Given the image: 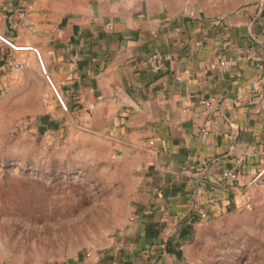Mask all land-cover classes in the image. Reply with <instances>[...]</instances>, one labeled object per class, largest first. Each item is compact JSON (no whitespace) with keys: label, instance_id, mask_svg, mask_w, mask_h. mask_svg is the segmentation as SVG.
Instances as JSON below:
<instances>
[{"label":"crops","instance_id":"obj_1","mask_svg":"<svg viewBox=\"0 0 264 264\" xmlns=\"http://www.w3.org/2000/svg\"><path fill=\"white\" fill-rule=\"evenodd\" d=\"M0 112L38 114L123 203L60 264H188L200 227L264 197V0H0Z\"/></svg>","mask_w":264,"mask_h":264},{"label":"rangeland","instance_id":"obj_2","mask_svg":"<svg viewBox=\"0 0 264 264\" xmlns=\"http://www.w3.org/2000/svg\"><path fill=\"white\" fill-rule=\"evenodd\" d=\"M37 115L0 112V264L66 262L125 212L87 151L62 159L42 142ZM190 249L188 264H264V197L200 227Z\"/></svg>","mask_w":264,"mask_h":264},{"label":"built area","instance_id":"obj_3","mask_svg":"<svg viewBox=\"0 0 264 264\" xmlns=\"http://www.w3.org/2000/svg\"><path fill=\"white\" fill-rule=\"evenodd\" d=\"M186 12L190 15L192 14V11H190V10H186ZM19 15L21 18H23L24 20L27 21V18H28V12L27 11H23ZM28 26L30 29L33 30L34 27L31 26V24H28ZM248 56L253 57L254 56L253 52H250L248 54ZM172 59H173V57L170 54L164 53V52L159 51V50L155 51L151 55L150 60H149L151 71L153 73H156V74L163 72L166 69L167 64ZM228 64H229V62H222V66H227ZM12 67L17 71H21L24 68V65L19 63V62H13ZM186 75H189V71H187V70L183 71L182 73L176 74L175 79L177 81H181L184 78V76H186ZM253 88L255 91H258L259 90V84H254ZM201 103L206 105V106H211V101H209V100H202ZM262 176H263V173L257 174L255 176V178L252 180V182L253 183L258 182L259 180H261ZM222 179L224 181L235 182L239 179V174L235 171L227 170L223 173ZM158 196L160 198H163V195L161 193H159ZM209 203L211 204L212 208H214L218 205V202L216 201V199H211L209 201ZM159 210H160V212H165L166 206L164 204H162L160 206ZM145 212H146L145 210L142 211V213H145ZM207 216H208L207 213L202 214V217H204V218ZM134 219H135V217L131 218V220H134Z\"/></svg>","mask_w":264,"mask_h":264}]
</instances>
